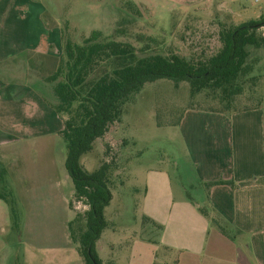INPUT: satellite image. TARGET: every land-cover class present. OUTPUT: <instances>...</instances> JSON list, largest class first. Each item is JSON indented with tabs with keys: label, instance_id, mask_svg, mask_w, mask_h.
Instances as JSON below:
<instances>
[{
	"label": "crops",
	"instance_id": "0c3cea01",
	"mask_svg": "<svg viewBox=\"0 0 264 264\" xmlns=\"http://www.w3.org/2000/svg\"><path fill=\"white\" fill-rule=\"evenodd\" d=\"M219 3L235 12L229 3ZM43 12L36 0H0V67L24 53L61 55V30L46 24ZM29 83L6 79L0 72V163L14 183L23 255L36 260L43 256L37 252L47 256L56 249L63 254L46 264H83L67 229L74 210L69 207L73 185L65 154L61 145L58 153L53 147L47 152L46 141L61 136L65 115ZM178 131L195 193L183 186L174 189L166 170L143 168L141 210L159 230L160 245L174 264H264V104L238 111L188 109ZM24 144L32 147L30 153ZM28 154L40 157L32 172L23 160ZM220 180L225 182L215 183ZM2 232L12 235L15 246L19 238L0 199ZM101 235L95 243L98 257L103 264H116L115 258H102ZM1 248L6 243L0 240ZM156 256L128 264H160Z\"/></svg>",
	"mask_w": 264,
	"mask_h": 264
},
{
	"label": "rangeland",
	"instance_id": "374dc122",
	"mask_svg": "<svg viewBox=\"0 0 264 264\" xmlns=\"http://www.w3.org/2000/svg\"><path fill=\"white\" fill-rule=\"evenodd\" d=\"M36 1L44 6L45 22L48 21L52 27H59L61 35L78 42L85 32L97 26L107 35V23L115 9L131 13L139 20L137 27L133 28L136 32L130 38L136 47V56L156 51H176L186 57L211 54L220 47L217 36L220 22L237 25L264 15L263 0H236L234 3L233 0H200L195 4L190 0ZM221 1L229 3L235 12L220 5ZM257 13L259 15L256 17ZM255 55L258 60L242 84L241 93L233 97L236 106L256 102L264 104V49L257 50ZM60 58L61 55L24 53L4 62L0 72L6 79L30 82L48 100L51 98L50 101L55 102V82L49 78ZM118 63L110 59L100 71L109 72ZM224 105L220 103L218 92L202 90L192 95L185 81L175 85L172 80L161 78L145 83L134 99L125 105L120 121L111 124L104 136L96 139L92 149L82 155L81 161L88 171L95 170L101 161L111 162L113 168L110 178L113 198L104 210L106 229L99 240L102 258H115L116 264H128L130 260H145L150 255L154 261L157 255L156 263L174 264L171 254L160 245L159 230L145 219L141 210L145 183L143 168L166 170L174 189L183 186L192 194L195 193L196 189L190 185L194 183L185 158L178 122L188 109H221ZM46 142L50 148L47 152L53 147L58 153V145H61L66 154L61 136ZM22 147L29 153L32 148L25 144ZM39 159L35 155L23 156L28 172H32ZM7 162L11 164V159L8 158ZM7 184L14 195V183L7 179ZM86 208L82 202H72L75 212L81 213ZM20 231L15 235L19 237L15 246L12 235L0 233V240L6 243V248L0 251V264H46L48 260L55 261L63 254L55 249L47 256L37 252L43 256L36 260L30 255L27 257V253L24 256L26 249L21 245L23 236Z\"/></svg>",
	"mask_w": 264,
	"mask_h": 264
},
{
	"label": "trees",
	"instance_id": "16d2710c",
	"mask_svg": "<svg viewBox=\"0 0 264 264\" xmlns=\"http://www.w3.org/2000/svg\"><path fill=\"white\" fill-rule=\"evenodd\" d=\"M137 24L139 20L134 15L115 9L107 23V35L100 26L85 32L79 42L62 35L61 58L49 78L55 82L52 107L65 115L59 134L65 142L64 166L73 185L69 207L72 209L74 200L87 207L81 213L74 211L67 227L84 264H103L95 243L106 227L104 209L112 198L113 168L111 162L101 161L95 170L88 171L81 157L111 124L120 121L125 105L145 83L166 78L175 85L187 82L192 95L202 90L218 92L220 103L225 104L221 110H246L259 103L236 106L233 97L241 93L242 84L258 60L255 52L264 49V15L237 25L220 22L217 34L220 47L211 54L189 57L176 51L136 56L130 38ZM110 59L119 61L118 66L101 72ZM0 199L8 206L12 230L19 234L17 202L1 163Z\"/></svg>",
	"mask_w": 264,
	"mask_h": 264
},
{
	"label": "built area",
	"instance_id": "2783aa9c",
	"mask_svg": "<svg viewBox=\"0 0 264 264\" xmlns=\"http://www.w3.org/2000/svg\"><path fill=\"white\" fill-rule=\"evenodd\" d=\"M258 0H254V2H257Z\"/></svg>",
	"mask_w": 264,
	"mask_h": 264
}]
</instances>
